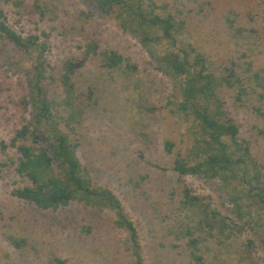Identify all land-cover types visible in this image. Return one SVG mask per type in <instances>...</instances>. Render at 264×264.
<instances>
[{
  "label": "rangeland",
  "instance_id": "1",
  "mask_svg": "<svg viewBox=\"0 0 264 264\" xmlns=\"http://www.w3.org/2000/svg\"><path fill=\"white\" fill-rule=\"evenodd\" d=\"M38 1L47 7L44 16L34 7L36 13L29 14L5 0H0V9L16 31L47 44L44 84L54 101L55 123L79 142L77 156L88 167L93 185L109 189L134 222L143 264H196L189 256L187 238L177 237L199 219L181 204L184 186L233 225L225 236L206 239L201 246L205 264H247L241 259L248 240L253 242V258L264 264V224L257 227L249 216L237 217L230 201L235 183L225 189L218 178L179 177L170 169L177 153L185 155L192 145L193 128L177 110L179 80L160 69L165 53L183 47L190 51V44L191 57L202 54L221 73L232 67L238 72L264 70V0H153L157 12L173 14L183 26L172 39L154 38L149 43L124 29L115 14L99 11L93 0ZM24 2L31 6L34 0ZM164 4L167 12L161 9ZM160 34L155 31V36ZM93 38L126 61L121 69L108 70L94 58L76 74L74 92L67 94L58 69L64 59L79 54L78 45ZM36 57V51L0 41V164H6L0 165V264H53L54 257L69 264H135L129 235L115 226L112 210L97 211L77 202L57 211L42 210L11 193L31 183L10 164L17 158L16 149H3L1 142L9 143L15 130L33 121L32 106L21 111L16 101L29 92ZM90 87L94 91L89 100L83 93ZM218 93L239 127L238 140L250 143L251 155L264 171V98L253 95L239 101L237 87L223 86ZM36 132L46 146L44 128ZM166 140L175 145L170 154ZM251 209L258 218L260 214ZM8 235L25 238L27 245L15 248Z\"/></svg>",
  "mask_w": 264,
  "mask_h": 264
},
{
  "label": "trees",
  "instance_id": "2",
  "mask_svg": "<svg viewBox=\"0 0 264 264\" xmlns=\"http://www.w3.org/2000/svg\"><path fill=\"white\" fill-rule=\"evenodd\" d=\"M11 1L16 7L22 8L29 14H35L36 8L44 16L47 7L42 2L34 0L32 5H25L24 0ZM99 11L105 15L115 14L121 26L141 36L144 43L154 38L172 39L173 34L182 30L183 22L177 21L175 16L167 12V5L161 9L167 13L157 12L153 0H93ZM160 10V9H159ZM20 14V11L17 12ZM82 15H87L81 13ZM88 16V15H87ZM229 26L234 21L228 18ZM155 31L161 33L155 36ZM38 36H23L8 24L5 12L0 9V41H8L27 52L36 51L37 57L33 64V74L29 77V92L22 94L16 101L18 110L27 111L33 108V121H28L21 128L15 130L9 143L1 142L3 149H16L17 158L10 159V164L22 177L28 179L31 185L14 188L11 193L20 200L33 204L42 210L57 211L68 207L72 202L81 203L97 211L110 209L115 214L114 224L125 230L129 235L135 264H143L140 256L138 232L134 222L124 211L119 199L107 188L94 186L90 171L77 156L79 142L72 139L69 133L61 131L54 120L52 110L54 101L48 98L44 81L45 62L44 52L47 50L45 42L39 44ZM190 51L171 50L162 57L161 68L173 78L178 79L179 102L176 104L179 113L192 122L193 141L185 155L177 153L170 169L179 177L197 176L207 180L220 179L225 189L235 183L236 194H231L230 201L237 209L239 219L249 216L257 227L264 224V171L251 155L250 143L238 140L239 127L228 116L224 109L225 103L218 93L223 86L237 87V99L256 95L264 98V70L238 72L237 67L226 68L224 73L217 71L207 64L200 53L190 56L194 49L187 44ZM78 55L70 56L62 61L58 69V79L67 94L74 92V78L94 58H99L100 66L108 70L121 69L126 61L115 50L101 48L100 41L91 39L84 45L77 46ZM124 66L132 68L128 63ZM134 68V66H133ZM94 88L90 87L83 95L91 99ZM156 110V108H153ZM43 127L46 132L47 145L40 141L36 132ZM73 131L74 128L70 127ZM167 153H172L175 147L170 140L164 142ZM142 156V153H139ZM5 166L6 164H0ZM143 180L144 177L141 176ZM238 190V191H237ZM248 203V204H247ZM181 204L191 209L199 216L195 225L186 226L178 238H187L186 245L191 260L196 264H205L204 251L201 248L208 237L223 235L226 229H233L228 217L210 209L203 198L194 194L190 187L184 186ZM251 207L256 209L253 216ZM258 219H262L261 224ZM232 222V221H231ZM241 228H239L240 230ZM89 231V228L87 229ZM7 240L17 249L27 245L25 238L8 235ZM252 241L248 240V248L241 261L247 264H258L253 258ZM176 247V246H174ZM53 264H69L65 259L53 258Z\"/></svg>",
  "mask_w": 264,
  "mask_h": 264
}]
</instances>
